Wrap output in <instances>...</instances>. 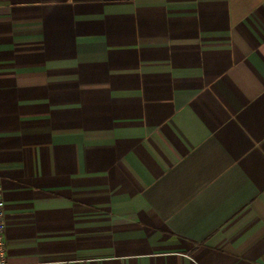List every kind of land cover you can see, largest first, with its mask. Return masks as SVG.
Here are the masks:
<instances>
[{
	"label": "crops",
	"instance_id": "obj_1",
	"mask_svg": "<svg viewBox=\"0 0 264 264\" xmlns=\"http://www.w3.org/2000/svg\"><path fill=\"white\" fill-rule=\"evenodd\" d=\"M11 264H264V0H0Z\"/></svg>",
	"mask_w": 264,
	"mask_h": 264
},
{
	"label": "built area",
	"instance_id": "obj_2",
	"mask_svg": "<svg viewBox=\"0 0 264 264\" xmlns=\"http://www.w3.org/2000/svg\"><path fill=\"white\" fill-rule=\"evenodd\" d=\"M6 229V202L3 189L0 186V264H11L8 259V249L5 237Z\"/></svg>",
	"mask_w": 264,
	"mask_h": 264
}]
</instances>
